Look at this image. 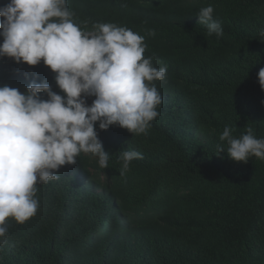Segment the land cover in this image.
I'll return each mask as SVG.
<instances>
[{
  "label": "trees",
  "instance_id": "16d2710c",
  "mask_svg": "<svg viewBox=\"0 0 264 264\" xmlns=\"http://www.w3.org/2000/svg\"><path fill=\"white\" fill-rule=\"evenodd\" d=\"M154 2L73 0L82 30L97 23L126 27L145 38V58L167 66L165 78L152 82L163 97L160 115L147 134L118 125L104 131L97 122L111 155L108 168L91 154L81 153L76 163L93 191L79 185L67 165L57 173L60 180L38 183L36 215L23 224L6 221L0 264H264V160L236 162L217 151L225 126L236 137L248 126L264 139L257 75L264 68V0ZM209 5L222 24L220 38L206 36L198 24L199 10ZM55 75L43 61L29 66L0 58V86L24 92L48 77L64 95ZM121 150L143 154L124 175ZM111 215L129 228L120 233L107 225L102 241L80 243L81 232Z\"/></svg>",
  "mask_w": 264,
  "mask_h": 264
},
{
  "label": "clouds",
  "instance_id": "9594fccd",
  "mask_svg": "<svg viewBox=\"0 0 264 264\" xmlns=\"http://www.w3.org/2000/svg\"><path fill=\"white\" fill-rule=\"evenodd\" d=\"M213 13L211 5L201 8L198 24L206 27V36L220 38L223 27ZM74 16L73 0H0V58L29 66L43 61L64 94L53 90L48 77L31 82L24 92L0 86V246L7 244L2 239L6 221L13 218L23 224L35 216L36 185L60 180L62 166L72 170L79 185L93 191L92 180L76 171V163L81 153L91 154L101 169L108 168L111 155L99 139L97 122L100 130L118 125L138 135L147 134L150 122L160 115L157 106L163 97L152 82L163 80L168 69L154 66L151 56L145 58V38L114 23L82 30ZM24 75L27 79L28 73ZM257 75L264 90V68ZM219 140L217 151H226L236 162L247 163L251 156L264 160V139L256 138L251 127L236 137L225 126ZM137 158L143 159V154L121 150L120 174ZM106 180L102 175L101 183ZM111 224L120 233L129 228L111 215L87 227L86 235L81 232L80 243L102 241Z\"/></svg>",
  "mask_w": 264,
  "mask_h": 264
},
{
  "label": "bare ground",
  "instance_id": "6f19581e",
  "mask_svg": "<svg viewBox=\"0 0 264 264\" xmlns=\"http://www.w3.org/2000/svg\"><path fill=\"white\" fill-rule=\"evenodd\" d=\"M79 175H81V174H79ZM99 192H100V189H98L96 193H99ZM89 232H90V231H89Z\"/></svg>",
  "mask_w": 264,
  "mask_h": 264
},
{
  "label": "rangeland",
  "instance_id": "374dc122",
  "mask_svg": "<svg viewBox=\"0 0 264 264\" xmlns=\"http://www.w3.org/2000/svg\"><path fill=\"white\" fill-rule=\"evenodd\" d=\"M90 102H92V100L88 98V103H90Z\"/></svg>",
  "mask_w": 264,
  "mask_h": 264
}]
</instances>
